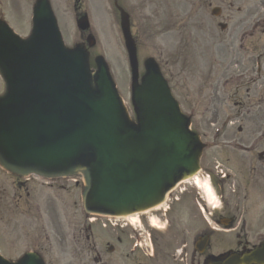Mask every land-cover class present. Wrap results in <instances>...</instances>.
<instances>
[{"label":"water","instance_id":"95a60500","mask_svg":"<svg viewBox=\"0 0 264 264\" xmlns=\"http://www.w3.org/2000/svg\"><path fill=\"white\" fill-rule=\"evenodd\" d=\"M34 23L27 43L0 25V68L8 86L0 100V153L6 164L68 170L80 155L92 153L88 205L122 210L156 203L178 168L193 170L198 153L164 82L150 71L141 88L134 85L139 129L132 131L103 65L92 92L82 55L62 50L43 2ZM59 85L66 87L58 100L46 102ZM19 264L38 263L28 256Z\"/></svg>","mask_w":264,"mask_h":264},{"label":"rangeland","instance_id":"374dc122","mask_svg":"<svg viewBox=\"0 0 264 264\" xmlns=\"http://www.w3.org/2000/svg\"><path fill=\"white\" fill-rule=\"evenodd\" d=\"M52 11L56 18L63 41L67 47L80 44V36L75 27L74 0H49ZM113 0H82L83 11L86 12L95 31L91 32L95 39L94 47L88 51V61L90 70L97 68L95 59L102 56L108 62L111 76L117 87V91L122 97L125 106L132 111L131 98V74L129 73V62L124 48L120 42V31L116 25L118 18L115 19L112 13ZM142 0H123L126 9L132 13L136 33L140 35L139 43L136 47V56L139 61V74H143L141 63L146 58L155 59L160 66V71L168 80L173 95L180 104L184 114L191 117V128L196 131L201 138H211L215 136L214 129H223L224 122L232 116L236 118V110L230 111V95L234 96L232 100L239 101L232 93L230 88L225 89L223 83L226 82L220 75L210 76L209 64L211 58L218 56L224 57L223 50L219 42H215L213 47L208 49L209 35L204 32L191 28L190 36L188 28H178L170 26L171 32L162 35L156 30H162L159 22H177L178 6L186 4V0H158L160 11L167 10L161 14H151L147 11L150 19L142 15L140 4ZM35 0H0V21L6 22L12 30L21 38L25 39L30 34L32 8ZM138 4V5H137ZM191 4H189V8ZM195 9V8H194ZM194 10H186L192 13ZM204 11V10H203ZM199 12L200 15L207 17L205 12ZM210 16V15H208ZM170 22V23H171ZM180 25V22H179ZM105 31H104V28ZM192 27V26H191ZM178 28V29H177ZM179 30V31H177ZM92 31V30H91ZM220 32L217 33V36ZM97 39V41H96ZM184 41V42H183ZM85 49H87L85 47ZM180 50V52H179ZM218 54V56H217ZM217 84V96L214 94V86ZM5 92L2 79L0 77V95ZM228 94V95H227ZM241 97V93H238ZM240 99H243L242 97ZM193 113V116L191 114ZM215 123V124H214ZM212 124V125H211ZM239 123L235 124L238 125ZM230 131L224 132L220 136L230 137ZM81 176L76 175L72 180H60L52 182V188L47 187L46 182L32 180L30 183L33 189V200L28 201L27 190L25 188L17 192L21 196L20 206L9 204L11 208H17L14 218L5 211V207L0 203V254L10 261H16L20 257V247L22 243H29L27 248L35 249L42 240L39 228L41 223L53 227L58 217L62 218V224L69 226V233L72 232L74 225L84 221V216L80 209L79 192L81 190ZM75 180V181H74ZM16 180L7 175L0 168V197L2 190L10 196L14 193L13 184ZM30 189V190H31ZM29 190V192H30ZM53 198V209L47 204L48 198ZM35 204L39 210L44 213V221L37 217V211L33 206ZM53 246L51 257H45L48 264H62L65 251H70V242L66 240L62 249L57 240ZM27 249V250H28ZM64 249H66L64 251ZM69 256L64 264H69ZM80 258L76 259L79 264Z\"/></svg>","mask_w":264,"mask_h":264},{"label":"flooded vegetation","instance_id":"af4514ba","mask_svg":"<svg viewBox=\"0 0 264 264\" xmlns=\"http://www.w3.org/2000/svg\"><path fill=\"white\" fill-rule=\"evenodd\" d=\"M239 2L242 7L233 11ZM228 3L231 10L226 12L225 20L231 25L229 50L233 54L240 51L246 60L237 75L241 82L235 89H243L247 96H258L264 107V0H228ZM238 25H242L241 30H236ZM239 33L242 41L236 49L234 39ZM237 131L240 133L241 129ZM242 132L247 134L228 138L223 147L219 146L220 139L215 140L210 149L224 151L225 155L206 153L202 158V176L210 174L221 199L218 212H207L202 195L184 183L178 196L155 213L163 230L159 234L149 233L153 231L149 216L139 219L133 227L127 221H116L112 226L100 224L97 240L92 238L90 227H86L84 251L94 254L92 261L264 264V124ZM251 190L258 192L256 225L249 220Z\"/></svg>","mask_w":264,"mask_h":264},{"label":"bare ground","instance_id":"6f19581e","mask_svg":"<svg viewBox=\"0 0 264 264\" xmlns=\"http://www.w3.org/2000/svg\"><path fill=\"white\" fill-rule=\"evenodd\" d=\"M202 188L204 189V191H205V193L207 194L208 198H209L210 200H213L214 197H213L212 193L209 192V190H210L209 187H206V185H204V186H202Z\"/></svg>","mask_w":264,"mask_h":264}]
</instances>
